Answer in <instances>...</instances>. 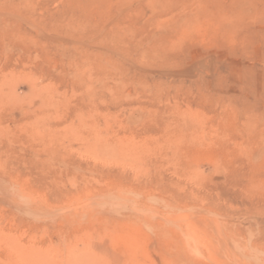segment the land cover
Instances as JSON below:
<instances>
[{
	"label": "rangeland",
	"instance_id": "obj_1",
	"mask_svg": "<svg viewBox=\"0 0 264 264\" xmlns=\"http://www.w3.org/2000/svg\"><path fill=\"white\" fill-rule=\"evenodd\" d=\"M0 264H264V0H0Z\"/></svg>",
	"mask_w": 264,
	"mask_h": 264
}]
</instances>
